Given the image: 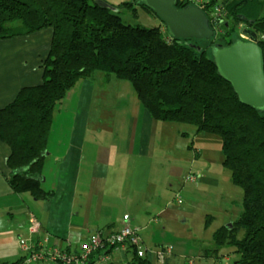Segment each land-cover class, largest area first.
<instances>
[{
  "label": "trees",
  "instance_id": "1",
  "mask_svg": "<svg viewBox=\"0 0 264 264\" xmlns=\"http://www.w3.org/2000/svg\"><path fill=\"white\" fill-rule=\"evenodd\" d=\"M134 2L151 11L140 0ZM245 2L203 0L200 7L220 35L229 37L243 22L260 33L264 61V18L241 14ZM189 4L177 0L178 8ZM116 8L95 0H0V39L45 28L53 31L41 65V83L20 89L0 109V140L11 150L7 159L11 188L34 197L51 195L42 190L38 175L55 107L78 81L103 73L107 79L128 81L155 120L220 135L223 164L243 197L238 218L213 233L212 251L228 244L234 248L235 264H264V109L240 103L230 83L217 74L209 47L215 39L204 45L164 37L158 26L123 23L112 10ZM130 247L134 249L130 264H154Z\"/></svg>",
  "mask_w": 264,
  "mask_h": 264
},
{
  "label": "crops",
  "instance_id": "2",
  "mask_svg": "<svg viewBox=\"0 0 264 264\" xmlns=\"http://www.w3.org/2000/svg\"><path fill=\"white\" fill-rule=\"evenodd\" d=\"M52 34L51 28H45L0 39V109L20 89L41 83V65ZM94 77L78 81L55 107L38 175L42 190L51 192L50 196L13 191L7 165L11 150L0 140V261L52 264L47 260L27 262L19 240L78 252L80 244L94 234L107 236L120 229L128 215L144 251L139 257L154 264H178L171 245L166 246L170 253L163 261L159 259L157 253L164 246L154 238L158 229L165 230L181 216H191L176 191L181 194L186 184L200 189V184L211 182L203 168L195 166L196 156L201 154L199 147L192 146L197 131L194 127L180 131L174 122L155 120L142 107L133 87L115 77L106 83L120 85L117 105L96 100L106 94V87L98 90ZM113 107L118 108L116 120L109 115ZM92 113L98 116L91 118ZM123 126L126 133L122 134ZM169 129L175 136L172 149ZM187 159L192 167L186 176L189 170L183 164ZM32 222L37 224L34 231ZM133 251L128 245L118 250L106 248L93 251L89 259L93 264H130ZM101 255L105 259L99 260ZM194 263L189 258L183 264Z\"/></svg>",
  "mask_w": 264,
  "mask_h": 264
},
{
  "label": "rangeland",
  "instance_id": "3",
  "mask_svg": "<svg viewBox=\"0 0 264 264\" xmlns=\"http://www.w3.org/2000/svg\"><path fill=\"white\" fill-rule=\"evenodd\" d=\"M104 2L117 7L112 10L117 12L123 23L144 28L158 26L161 28V33L164 37L166 35L169 36L166 27L158 16L152 11L141 8L134 0H104ZM127 3H131V5H126ZM240 13L248 15L249 19L264 18V0H247L241 7ZM246 27L247 24L244 22L239 24L236 27L235 35L240 36L238 33H241ZM204 45L206 44L204 43ZM97 74L99 75L94 77L96 87L98 90L106 87V94L97 97L96 100L99 99L100 101H105L106 104L117 105L120 101V97L118 96L120 85L113 86L111 83L107 84L109 79L103 73ZM109 110L111 118L116 120L118 108L113 107ZM95 116H98V114H91V118H95ZM176 124L182 128L179 129L180 131H184V128L193 127L185 123ZM168 126L174 125H169L168 123ZM121 131L122 134L126 133V126H123V130L121 128ZM169 131L168 143L172 149L175 147V136L173 131L170 129ZM197 133H193L195 135V142H193L192 146L196 145V148L199 147L201 154L196 156L195 166L203 168L204 175L211 182H207L206 185L200 184V189L195 187V184H186L181 194L178 193L179 191H176L177 195H180V199L183 202L182 207L186 211V214H190L191 216H181L175 223L169 224L165 230L158 229L154 239L155 242L161 243L164 247L172 246L173 251L177 255L178 264L185 263L189 258L193 259L194 264H214L215 262L216 264H235V253L232 252L234 250L232 246L227 244L222 246L217 252L212 251L214 246L213 233L218 228L230 224L229 218L232 220L238 218L239 211L242 208L243 190L231 181L230 170L223 164L224 156L221 150L220 135L207 132H199L197 135ZM193 148L191 149L193 150ZM188 161L189 159L183 164V167L187 171L192 167L188 164ZM208 165H210V168H207ZM190 173L189 170L186 176ZM175 183L174 186L178 182ZM47 185L49 184L46 183L45 186L47 187ZM183 217L186 218L185 223L182 222ZM241 235L242 232L240 233Z\"/></svg>",
  "mask_w": 264,
  "mask_h": 264
},
{
  "label": "water",
  "instance_id": "4",
  "mask_svg": "<svg viewBox=\"0 0 264 264\" xmlns=\"http://www.w3.org/2000/svg\"><path fill=\"white\" fill-rule=\"evenodd\" d=\"M100 6H108L103 0H95ZM163 22L173 39L213 41L216 31L201 7L193 4L178 8L177 0H140ZM242 20H246L243 16ZM248 24H252L249 20ZM229 45L214 47L212 61L217 74L232 86L238 100L256 110L264 109V61L258 35L248 26ZM246 39V40H244ZM196 46L195 44H191ZM200 49V46H197Z\"/></svg>",
  "mask_w": 264,
  "mask_h": 264
},
{
  "label": "built area",
  "instance_id": "5",
  "mask_svg": "<svg viewBox=\"0 0 264 264\" xmlns=\"http://www.w3.org/2000/svg\"><path fill=\"white\" fill-rule=\"evenodd\" d=\"M193 5L200 7L202 0H188ZM243 37V34H240ZM191 178V177H190ZM180 202L179 197H177ZM128 215L123 217V225L120 229L107 236H102L100 233L94 234L92 237L84 240L79 251L64 252L55 247H47L43 243L32 240H19V248L25 253L27 262L37 263L41 260H47L52 264H93L90 261V254L93 251L101 249H122L125 246H133L139 256L143 255V250L140 245V238L135 230L129 224ZM37 228V224L32 222L31 231ZM158 251V256L161 261L170 253V248L163 247ZM99 260L105 259V256H98Z\"/></svg>",
  "mask_w": 264,
  "mask_h": 264
},
{
  "label": "flooded vegetation",
  "instance_id": "6",
  "mask_svg": "<svg viewBox=\"0 0 264 264\" xmlns=\"http://www.w3.org/2000/svg\"><path fill=\"white\" fill-rule=\"evenodd\" d=\"M247 24V23H246ZM248 26V25H247ZM249 27V26H248ZM250 29H253L251 26L249 27ZM254 30V29H253ZM256 33H257V35H259L260 33H258L257 31H256ZM223 34V33H222ZM220 35V31H218V30H216V34H215V37H214V39L216 40V41H214V43H210V50H211V53L214 51V47H223V46H226V45H228V44H224V42H229L230 41V39H234V40H236L237 38H239V36H236L235 35V33H233V34H231L229 37H227V36H225V35ZM239 34V33H238ZM217 39H218V41H217ZM259 39H262V38H258V43H259ZM244 40H246V39H244ZM213 42V41H212Z\"/></svg>",
  "mask_w": 264,
  "mask_h": 264
}]
</instances>
